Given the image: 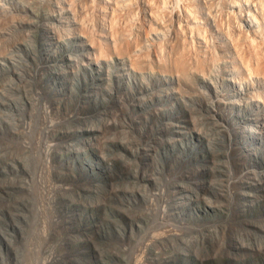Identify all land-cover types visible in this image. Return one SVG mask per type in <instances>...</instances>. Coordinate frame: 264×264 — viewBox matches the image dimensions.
Masks as SVG:
<instances>
[{"label":"rangeland","instance_id":"374dc122","mask_svg":"<svg viewBox=\"0 0 264 264\" xmlns=\"http://www.w3.org/2000/svg\"><path fill=\"white\" fill-rule=\"evenodd\" d=\"M257 3L0 0L1 264H264Z\"/></svg>","mask_w":264,"mask_h":264},{"label":"bare ground","instance_id":"6f19581e","mask_svg":"<svg viewBox=\"0 0 264 264\" xmlns=\"http://www.w3.org/2000/svg\"><path fill=\"white\" fill-rule=\"evenodd\" d=\"M258 7H259V11H258V13H257V15L256 14H252V13H246V14H244L243 15V18H242V20H243V22H244V24L245 25H247V26H249V27H254L255 26V24H257L259 21H264V0H258ZM149 9H151V8H149ZM152 10L153 9H151L150 11H151V13H152ZM189 13V12H188ZM188 13H187V15H188ZM186 15V14H185ZM189 15H190V13H189ZM188 15V16H189ZM152 16H153V14H152ZM155 17H157L158 19H159V17L156 15ZM154 16L152 17V18H154V19H157V18H155ZM186 17V16H185ZM187 18V17H186ZM153 19V20H154ZM186 30V29H185ZM259 32V31H258ZM176 35V34H175ZM174 35V36H175ZM180 35H178L177 37H179ZM176 41H178V40H176ZM175 46H176V48H174V49H177L178 47H177V45H179V44H174ZM136 172V171H135ZM138 172V171H137ZM139 173H140V171H139ZM162 212V211H161Z\"/></svg>","mask_w":264,"mask_h":264},{"label":"trees","instance_id":"16d2710c","mask_svg":"<svg viewBox=\"0 0 264 264\" xmlns=\"http://www.w3.org/2000/svg\"><path fill=\"white\" fill-rule=\"evenodd\" d=\"M6 215H7V213H6ZM6 226H7V223L3 225L2 218L0 217V237H1V245H3L6 249H9L14 254V258H15V261H16L18 259V252L16 253V251H18V250L16 248V243L15 244L13 243L15 241L14 240L7 239L4 236L5 234L3 232V229ZM74 256H75V258H77L80 261H82V256L79 253H77ZM1 262H2V255L0 254V264H1ZM54 264H59V261H55Z\"/></svg>","mask_w":264,"mask_h":264}]
</instances>
